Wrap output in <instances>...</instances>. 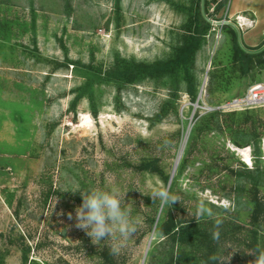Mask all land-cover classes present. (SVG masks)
I'll return each instance as SVG.
<instances>
[{
  "label": "rangeland",
  "instance_id": "1",
  "mask_svg": "<svg viewBox=\"0 0 264 264\" xmlns=\"http://www.w3.org/2000/svg\"><path fill=\"white\" fill-rule=\"evenodd\" d=\"M195 3L0 0V253L5 264H145L163 239L155 233L157 220L149 225V217L160 214L150 194L167 188L168 181L137 165L157 159L163 173L172 172L180 147L183 165L173 174L170 192L177 201L161 215L171 212L178 220L200 222L223 217L233 227L242 225L218 247L219 258L231 252L223 264H251L254 256L246 251L264 250V210L252 223L254 192L230 170L255 164L252 144L233 143L232 137L243 133L261 135L259 160L264 166V106L222 108L251 83L264 81V66L239 76L231 65V36L220 25L213 24L196 53L198 88L204 78L198 115L221 108L220 118L229 115L233 129L220 130L200 120L197 128L196 110L191 118L196 100L190 101L184 82L176 107L162 118L155 115L168 96L166 78L87 85L88 66L103 71L116 54L147 62L172 57ZM213 18L225 17L220 13ZM225 19L238 23L235 17ZM239 29L242 33L248 27ZM84 115L90 117L88 124ZM72 186L81 191L115 187L121 194L127 190L123 206L139 223L118 253L110 250L113 241L93 244L75 227L74 209L81 196L64 191ZM255 193L264 209V188Z\"/></svg>",
  "mask_w": 264,
  "mask_h": 264
},
{
  "label": "trees",
  "instance_id": "2",
  "mask_svg": "<svg viewBox=\"0 0 264 264\" xmlns=\"http://www.w3.org/2000/svg\"><path fill=\"white\" fill-rule=\"evenodd\" d=\"M227 2L228 0L214 1V12H210L208 8L209 1L205 0L204 7L206 15L211 19H215L213 17L222 6L227 5ZM192 9L189 12V20L187 28H185V33L182 35L180 43L174 46V54L172 57L147 62L116 54L112 63L103 71L101 69H97L96 71L90 65L88 66L90 76L87 85H90L92 81L105 83L113 81L125 85L139 82L143 79H151L157 82L162 78H166L169 81L167 87L168 96L156 113L155 117L157 118H162L168 109L176 107L175 105L180 97L179 92L182 89V82L185 83L183 89L188 98L191 102H195L200 89V87L198 88L199 84L196 82L193 72L196 53L205 35L212 31L214 25L203 16L201 0H196ZM220 26L223 32L231 36V65L239 76L246 77L255 66H264V49H261L264 41L256 46H249L244 43L241 33L244 49L238 43V31L234 25L226 23ZM246 49L253 52L247 51ZM209 76V82L211 83L213 74L210 73ZM79 95L72 100V106H75ZM89 96L90 103L93 105V95L89 93ZM198 110L197 108L193 119L198 116L197 121H204L205 124L211 125V127L217 126L220 130L222 128L233 129V121L229 120V115L224 116L222 119L220 118L224 114L223 109L218 108L201 116L198 115ZM92 111L93 115L96 116L97 109L93 107ZM197 121L195 123L197 124L196 127L200 128L201 124ZM191 137L192 135H190ZM260 137L261 135L257 132L254 133L253 137H246L244 133L241 136L232 137L233 143L236 146L252 144L253 147V156L255 159L253 167L249 168L241 163L242 167L230 169L234 175L243 179L244 185L248 184L250 190L254 192L250 199L253 204L251 208L252 223L257 222L260 214L264 210L262 200L255 193L259 188H264V166L261 165L259 160L261 155L260 146L258 145ZM250 138L253 140L251 143ZM181 165H183V162L181 163L180 161L176 170L180 169L182 167ZM137 169L161 174L166 183L171 174V172H162L157 159H143L137 165ZM175 179L176 175L172 178L168 189L169 193L172 190ZM156 216L157 214H154L149 217V225L151 228L155 223ZM231 223L233 222H229L223 217L203 222L196 219L181 221L176 219L171 212H168L164 216L160 213L157 217L155 233L160 234L163 239L157 244V253L148 255L146 260H144L145 264H219L217 252L220 243L232 233L234 228L242 227L240 224H235V227H233ZM27 253L28 247L23 249L22 258L24 262L27 259ZM0 264H5L2 253H0ZM220 264L223 263L220 262Z\"/></svg>",
  "mask_w": 264,
  "mask_h": 264
},
{
  "label": "clouds",
  "instance_id": "3",
  "mask_svg": "<svg viewBox=\"0 0 264 264\" xmlns=\"http://www.w3.org/2000/svg\"><path fill=\"white\" fill-rule=\"evenodd\" d=\"M64 191L80 193L81 203L74 209L75 227L84 230L93 244L105 240L113 241L110 250L115 254L136 234L139 222L132 219L129 209L123 206L127 204L124 201L127 190L121 194L115 187L108 189L90 187L81 191L79 186H72ZM150 196L158 201V212L162 214L165 206L169 209L170 205L177 201L166 187L152 192ZM68 218H73L71 213L68 214ZM246 252L254 256L251 264H264V250ZM223 253L219 258V264L230 259L231 252L227 255Z\"/></svg>",
  "mask_w": 264,
  "mask_h": 264
},
{
  "label": "crops",
  "instance_id": "4",
  "mask_svg": "<svg viewBox=\"0 0 264 264\" xmlns=\"http://www.w3.org/2000/svg\"><path fill=\"white\" fill-rule=\"evenodd\" d=\"M214 1H209V9L213 10L215 7ZM223 14L225 18H237V27L247 26L248 29L242 32L244 42L249 46H255L261 43L264 39V0H228L227 5L222 6L218 12ZM241 17L245 20H242ZM258 28V29H256ZM256 29V30H255ZM249 38L255 40L249 41Z\"/></svg>",
  "mask_w": 264,
  "mask_h": 264
},
{
  "label": "built area",
  "instance_id": "5",
  "mask_svg": "<svg viewBox=\"0 0 264 264\" xmlns=\"http://www.w3.org/2000/svg\"><path fill=\"white\" fill-rule=\"evenodd\" d=\"M264 106V81L253 82L239 96L231 98L222 108L239 109Z\"/></svg>",
  "mask_w": 264,
  "mask_h": 264
},
{
  "label": "water",
  "instance_id": "6",
  "mask_svg": "<svg viewBox=\"0 0 264 264\" xmlns=\"http://www.w3.org/2000/svg\"><path fill=\"white\" fill-rule=\"evenodd\" d=\"M204 1H205V0H201V11H202L203 16H204L209 22H211V23L214 24V25H223V24H226V23H229V24L234 25V26L236 27L237 31H238V37H237V38H238V43H239V45H240L242 48L245 49V47H244L243 44H242L240 29H239L235 24H233L230 20H228V19H225V18H224V19H221V20H217V19L214 20V19L209 18V17L206 15V13H205ZM261 49H264V45L262 46ZM246 50H247V49H246ZM247 51H250V50H247ZM250 52H253V51H250ZM207 72H208V68L206 69L205 76L207 75ZM205 76H204V77H205ZM203 83H204V78H203L202 84H201V86H200V89H199V92H198V95H197L196 102L193 104V111H192L191 118H192V116H193V114H194L196 108L199 106V105H198V101H199V99L201 98V95H202V91H201V90H202V88H203ZM190 128H191V124H190V122H189V124H188V126H187V128H186V131H185V135H184L183 142L186 141V139H187V137H188V133H189ZM182 150H183V149H182ZM182 150H181V147H180L179 152H178L177 157H176V160H175L174 165H173L172 172H171V174H170V177H169V180H168V183H167V189H168V187H169L170 184H171L172 177H173V174H174V170H175V168H176V166H177L178 160H179V158H180V156H181L180 153H181ZM156 220H157V219H156Z\"/></svg>",
  "mask_w": 264,
  "mask_h": 264
},
{
  "label": "bare ground",
  "instance_id": "7",
  "mask_svg": "<svg viewBox=\"0 0 264 264\" xmlns=\"http://www.w3.org/2000/svg\"><path fill=\"white\" fill-rule=\"evenodd\" d=\"M90 122V117L89 116H87V115H84V123L86 124H88ZM183 149V147L181 148V150ZM181 153H182V151H181ZM180 153V154H181ZM181 157V156H180ZM180 159V158H179ZM178 163H179V160H178ZM178 163H177V165H178ZM176 168H177V166H176ZM176 168H175V170H176ZM175 170H174V173H175Z\"/></svg>",
  "mask_w": 264,
  "mask_h": 264
}]
</instances>
